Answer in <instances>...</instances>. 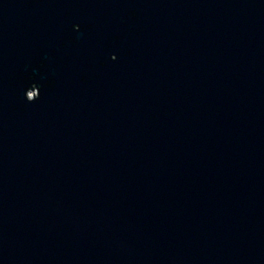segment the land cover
I'll use <instances>...</instances> for the list:
<instances>
[{"label": "water", "instance_id": "1", "mask_svg": "<svg viewBox=\"0 0 264 264\" xmlns=\"http://www.w3.org/2000/svg\"><path fill=\"white\" fill-rule=\"evenodd\" d=\"M0 264H264V0H0Z\"/></svg>", "mask_w": 264, "mask_h": 264}]
</instances>
